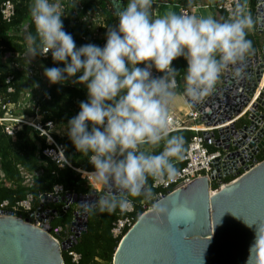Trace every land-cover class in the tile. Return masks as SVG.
<instances>
[{"label": "clouds", "instance_id": "9594fccd", "mask_svg": "<svg viewBox=\"0 0 264 264\" xmlns=\"http://www.w3.org/2000/svg\"><path fill=\"white\" fill-rule=\"evenodd\" d=\"M151 10L152 0H127L116 13V25L107 29L103 47H77L63 29L58 5L32 0L35 35L25 36L27 62L51 53L63 67L44 69L49 83L71 82L87 91V101L80 102L78 114L65 126L76 152L92 165L88 176L100 193L95 203H79L85 214L126 212L132 208L130 197H153L149 179L163 183L180 174L177 164L185 157L186 141L182 134H169L179 73L174 60L186 61L183 94L191 107L211 95L230 68L234 78H243L245 61L255 51L246 38L254 26L247 0H236L223 22L175 13L154 17ZM153 68L163 75L154 78ZM252 259L264 264L260 230L250 249Z\"/></svg>", "mask_w": 264, "mask_h": 264}, {"label": "water", "instance_id": "95a60500", "mask_svg": "<svg viewBox=\"0 0 264 264\" xmlns=\"http://www.w3.org/2000/svg\"><path fill=\"white\" fill-rule=\"evenodd\" d=\"M111 3L122 8L116 0ZM251 15L261 40L245 61L244 77L234 78L230 68L214 92L191 107L183 94L211 129L219 151L210 180H194L155 200L157 207L141 214L122 237L112 264H255L249 261L250 249L258 231L264 233V160L258 162L264 154V0H254ZM230 176L233 180L211 190L213 182ZM98 193L42 196L29 218L0 217V264H63L61 253L86 232L88 214L79 203H95ZM48 203L68 205L65 209L76 205L70 236L59 244L48 223L55 212L43 209Z\"/></svg>", "mask_w": 264, "mask_h": 264}, {"label": "trees", "instance_id": "16d2710c", "mask_svg": "<svg viewBox=\"0 0 264 264\" xmlns=\"http://www.w3.org/2000/svg\"><path fill=\"white\" fill-rule=\"evenodd\" d=\"M6 0H0V5ZM14 6V15L9 21L0 20V103L3 105L12 104L15 106L11 112L13 116L25 115L34 116V110L20 109L23 105L31 104L37 108L42 117V122H52L56 125L63 123L67 125L69 119L79 112V104L87 101V91L83 85L74 83L49 84L41 94L37 93V86L40 84V77H28L25 62L28 60V44L21 35L22 28H25L26 35L32 33L35 35V29L32 25L30 16V7L32 0H9ZM52 0H50L51 2ZM122 6L127 0H120ZM254 0H250V7L253 8ZM108 10V11H107ZM61 12L63 29L69 33L77 47L86 45L85 38L87 36L85 28L75 25L87 14L98 13L105 16V29L103 37L106 36L107 29L112 20L113 14L111 0H76L66 3ZM222 13L223 20H227L225 14ZM247 39L252 41L253 48L256 47L258 40L256 37L247 34ZM106 40L100 43L103 47ZM36 62L43 65L44 68L60 67L63 65L54 63L52 57L43 59L41 56L34 58ZM18 64V65H16ZM142 67V65H141ZM172 67L179 73L176 76V93L183 95V75L187 68L185 60L181 57L172 62ZM30 98H26L25 94L29 93ZM36 93L38 95H36ZM3 111L0 110V117ZM172 134H182L186 141V150L188 144L195 135H201V132L195 133L191 130H181ZM53 140L64 147L65 159L67 165L58 167L50 159L42 156V150L47 146L45 137L29 126H22L16 131L13 137L8 136L3 127L0 125V203L6 201L8 208L23 201L28 194L32 196L29 211H18L16 217L27 219L36 212L40 206L42 196H53V188L60 186L62 192L59 197L65 195H86L90 190V182L86 178L75 173L74 169L91 173L94 171L92 165L86 157L76 152L71 141L66 136L58 138L53 135ZM162 145L156 149V152L162 150ZM216 151L214 148L210 152ZM186 153V152H185ZM263 157H259V160ZM182 162L177 164L180 169ZM21 170L28 174L38 172L30 185H25L21 175ZM232 179L226 178L222 183H228ZM149 185L152 188L153 196L159 192V189L153 187V181L149 179ZM220 183L215 181L211 184V190L220 187ZM153 198V197H152ZM151 198V199H152ZM132 212L123 214L117 209L112 214L96 213L87 217L86 232L79 236L76 245L68 251L61 253L63 264H112L115 249L120 239L114 238L111 234L113 225L125 216L133 218L134 222L145 212V208L152 205V201L146 200L144 197L131 198ZM44 210L54 211L55 214L48 216V223L52 230L60 229L56 235L59 241L67 239L69 228L73 220L75 205H71L68 209L64 208L63 203H48L43 207ZM75 253L79 256L77 263H74L69 253Z\"/></svg>", "mask_w": 264, "mask_h": 264}, {"label": "built area", "instance_id": "2783aa9c", "mask_svg": "<svg viewBox=\"0 0 264 264\" xmlns=\"http://www.w3.org/2000/svg\"><path fill=\"white\" fill-rule=\"evenodd\" d=\"M73 1L76 0H52L50 3L57 4L59 11H61L66 3ZM116 1L121 3L120 0H116ZM177 1L181 3L183 0H177ZM235 3L236 0H219L218 9L222 11L225 14L226 18L228 19ZM247 10L252 14L253 8L250 7V0H247ZM179 14L190 15V9H188L186 6H182L180 8ZM13 15H14L13 3L9 0H6L0 5V20L9 21ZM254 27H255V21H254ZM41 57L43 59L47 57H51V53ZM26 64H28V62H26ZM23 69L26 71L28 77H35L37 75V73L33 71V69H30L28 67H24ZM161 75H163V73L157 72L154 68L152 69V76L154 78H158ZM30 94L31 92L26 93L25 97L27 99L30 98ZM36 95L38 94L36 93ZM29 108L31 110H34L33 117H28L25 115L13 116L11 112L14 111L15 106L12 104L3 105L0 103V110L3 111L2 117H0V125L3 127L4 132L11 137H13L14 133L18 131L22 126H29L32 127L34 130L38 131L40 133V136L45 137V142L47 145L41 152L42 156L50 159L58 167H62L66 160L65 149L63 146L57 144L53 140L56 124L52 122L43 123L42 117L39 114L38 109L34 108V106L31 104H28L26 106L23 105L20 107V109L22 110H26ZM169 115H170L169 134L181 130H191L194 131L195 133L201 132V135H195L188 144L185 157L182 161H180L183 163V166L179 169L180 174L172 181H167L163 183H153V187L155 189H159V192L153 196V198L151 199L152 205L149 208H145V212L150 211L152 209L155 200L160 199L163 196L171 195L172 193L178 191L179 189L184 188L186 185L193 182L194 180L205 178L209 181L210 176L213 173L212 162L214 161L215 158L219 156V151L214 146V139L211 135V129L204 127V124L201 121V116L197 111H191L189 109L188 112L184 115L177 112H169ZM204 131H207L209 135L203 136L202 132ZM212 148H214L216 151L210 152V149ZM259 157H263V158L259 160ZM259 157H258V162L264 160L263 153H261ZM65 165H67V163ZM74 171L75 173L79 174L81 178H86L84 176V173H82V171L77 169H74ZM241 173H243V171H241ZM21 175L25 185L27 184L28 186L32 182L34 176L37 174L36 173L28 174L23 170H21ZM0 177H2L1 172H0ZM230 178H232L233 180L234 177L230 176ZM223 180L225 179H222L221 181L218 182L222 185L224 184L222 183ZM61 192H62V188L60 186H55L53 188V196H49V197H59L58 194ZM31 201H32V196L28 194L23 201L12 206L10 209L8 208V204L6 201L1 202L0 217H8V215H12L13 217H16L15 213H17L20 210L29 211ZM67 206H64V208H66ZM131 212H132V208L126 212H123V214L128 215ZM134 223L135 222L133 218L129 216H125L124 218L118 220L113 225V228L111 230L112 236L114 238H118L121 240L122 237L125 235V233L134 225ZM40 225L41 224L37 222L35 223V226L37 227H40ZM59 232L60 229H55L52 230L51 232L52 239H54L58 244L62 242L56 238V235ZM69 256L71 257L74 263L78 262L79 256L77 254L70 252Z\"/></svg>", "mask_w": 264, "mask_h": 264}, {"label": "crops", "instance_id": "0c3cea01", "mask_svg": "<svg viewBox=\"0 0 264 264\" xmlns=\"http://www.w3.org/2000/svg\"><path fill=\"white\" fill-rule=\"evenodd\" d=\"M218 4H219V0H183L181 3H179L177 0H152V10L151 11H152V15L154 17H160V16H166L169 13L179 14L180 8L182 6H186L188 9H190V15L191 16L212 17L217 21L223 22L224 20L222 18V13H221L222 11H220L218 9ZM111 5H112V3H111ZM124 6H122V7H124ZM112 10L114 12H113V14L111 13L112 20L110 21L109 27H114L117 23L116 13L119 9H116L112 5ZM104 18H105V16L100 15L98 13H95L94 15L91 13L90 14L87 13L78 22V24L75 25L76 27L82 26V28H85L86 33H87V36L85 38V42L87 44H94V45H97L100 47V43L102 41L106 40V36L103 37V31L105 29ZM248 33H250L254 37H256L257 40H259V39L261 40V37L257 35L256 28L254 26ZM21 35L26 36L25 28H22ZM185 63H186V61H185ZM25 64H26V62H25ZM25 67L33 69V71H35L37 73L36 76L40 77V84L37 86V93L41 94L44 91V89L47 88L48 85L50 84L49 81L45 78V76L43 74L45 68L43 67V65H41L40 63L39 64L36 63L34 60H32L31 63L26 64ZM66 83L69 84L71 82H66ZM188 110H189V108L185 102L184 97L182 95H176V99H175L174 103L170 106L169 112H177V113H181L184 115L188 112ZM245 110H243L242 114L245 112ZM65 126L66 125L63 123L56 125L55 130H54V135L60 139L65 138L67 136L66 132H65ZM20 129H21V127H20ZM35 173L38 175V172H35ZM82 173L86 174L84 176L88 180L90 179L88 177L87 172L82 171ZM37 175H35V176H37ZM91 180H89L90 183H91ZM91 186L96 187L94 182L91 183Z\"/></svg>", "mask_w": 264, "mask_h": 264}, {"label": "rangeland", "instance_id": "374dc122", "mask_svg": "<svg viewBox=\"0 0 264 264\" xmlns=\"http://www.w3.org/2000/svg\"><path fill=\"white\" fill-rule=\"evenodd\" d=\"M23 38H25V36H23ZM259 40H260V39H259ZM259 40H258V41H259ZM38 72H39V71H38ZM90 180H91V179H90ZM91 181H92L91 183H93V182L95 183V181H94L93 179H92ZM95 185H96V183H95ZM96 187H98V185H96ZM93 188H94V187H93ZM98 194H100V193H98ZM75 210H76V205H75Z\"/></svg>", "mask_w": 264, "mask_h": 264}, {"label": "bare ground", "instance_id": "6f19581e", "mask_svg": "<svg viewBox=\"0 0 264 264\" xmlns=\"http://www.w3.org/2000/svg\"><path fill=\"white\" fill-rule=\"evenodd\" d=\"M84 175H86V174H84ZM88 177H89V176H88ZM89 178L94 180V178H93V177H89Z\"/></svg>", "mask_w": 264, "mask_h": 264}]
</instances>
